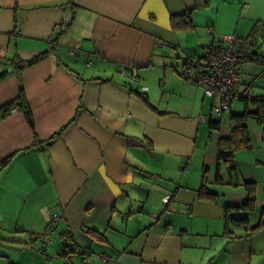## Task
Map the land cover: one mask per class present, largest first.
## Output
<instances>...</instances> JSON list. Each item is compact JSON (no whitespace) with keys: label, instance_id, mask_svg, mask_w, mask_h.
<instances>
[{"label":"crops","instance_id":"crops-1","mask_svg":"<svg viewBox=\"0 0 264 264\" xmlns=\"http://www.w3.org/2000/svg\"><path fill=\"white\" fill-rule=\"evenodd\" d=\"M256 4L264 0H0V74L8 72L0 77V106L19 95L9 60L48 51L23 72L35 130L21 110L0 119V239L27 236L32 248L22 251L39 264H260L264 227L249 234L230 225L239 237L229 238L224 218L225 208L240 206L247 194L243 185L228 184L234 164L240 183L256 185L250 225L263 217L264 117L261 123L232 119L259 110L240 98L216 118L218 98L181 75L210 41L226 45L233 33H246L239 24ZM187 12L193 26L174 28L172 16ZM67 17L71 25L58 36ZM247 43L240 49L242 67L260 55ZM121 65L136 67L137 83L120 75ZM257 86L264 87V69L255 78L242 70L241 90L264 96ZM78 109L79 119L61 138L43 143ZM212 119L220 120L219 130L210 129ZM242 123L252 148L237 152L235 163L220 164L228 185L217 184L218 142ZM34 133L41 140L36 145ZM204 168L216 199L199 198ZM56 229L63 244L49 241L50 254L40 255L33 237L52 239ZM67 242L77 251L69 262L59 252ZM14 250L0 240V264H10L5 254Z\"/></svg>","mask_w":264,"mask_h":264},{"label":"trees","instance_id":"trees-1","mask_svg":"<svg viewBox=\"0 0 264 264\" xmlns=\"http://www.w3.org/2000/svg\"><path fill=\"white\" fill-rule=\"evenodd\" d=\"M69 2L73 3V0H69ZM171 21H172V26L176 29H186V28H191L193 26L191 23V20H190L189 12H187L184 15L183 14L182 15H173L171 18ZM70 25H71V23L67 26V28L65 30L60 29L58 36L62 35L64 32H66L68 30V28L70 27ZM255 30L256 29H254L252 31V33L250 35L251 37L255 36ZM47 52L41 53L38 56H36L30 60H24L21 57H19V55H16L15 57H13L12 59L9 60L10 63L12 64L13 68H14V71H15L16 76H17L18 81H19V95L15 100H12V101L0 106V119L6 118L9 115H11V110L14 107H16L17 110H21L24 112L30 126L32 127L33 130H35L34 118H33L32 112L30 110V107L27 103L26 95L24 92V87H23V82H22L23 72L28 67L34 65L35 63H37L40 60H42L43 58H45L47 56ZM254 56H256L255 62H259V63L262 62V64H264V57L261 55H258V54L250 55L249 59L254 61L255 60ZM190 60H191V58L188 59L187 62H189ZM240 60H241L240 63L242 65L244 62V58L242 57V55L240 57ZM7 74H8V72H4V73L0 74V77H5ZM133 92L135 94H137L138 96L142 97L144 99V101L148 103V100L146 99L145 96H143V94H140V93L135 92V91H133ZM241 99H244V98H241ZM245 100L246 101L251 100L252 103L258 104L259 110L256 113H252V112H249V110H246L240 116L239 115H232L231 116L232 119L245 122L248 117H255L258 120V122L261 123L263 121V117H264V96H259V97L258 96H256V97L250 96L249 98H247ZM79 116H80V109L77 110L76 114L74 115L72 120L69 121V123L64 125L57 132H55L50 138H48L47 140H44L43 143H45L46 145L49 146L55 140L61 138L64 135V133L66 132V130L68 129V127L70 125L74 124L75 122H77V120L79 119ZM209 126H210V129H212V130H219L220 120H213V119L210 120ZM34 134H35L34 145H36L39 142H41V140L38 139L36 133H34ZM250 148H252V144H251L250 135H249V131H248L246 123H242L240 125L234 126L232 128L231 135L229 137L220 138V140L218 142V152H217L218 172L216 175L215 183L225 184V185L227 184L223 180L222 176L219 173L220 164L221 163H226V164L235 163V154L239 151L247 150ZM12 158H13V155L2 158L1 167L2 168L6 167L11 162ZM207 173H208V168H204L203 176H202V183H201V186L198 190L199 198H201V199H205V198L206 199H216L217 195L214 194L210 190V187H209L210 182H209ZM231 174L234 175L235 179L230 180L228 184L230 186L243 185L246 189V192H247L246 198L244 199L243 203L240 206H238V207L227 206L225 208L224 236L229 237V238H237L239 236H237L233 233V231L230 229V225L242 226L246 230H248L249 234H252V233H254V232H256L259 229L264 227V211H263V217H262L261 221L259 222V224L253 225V226L250 225L249 215L255 209L256 185H255V183H251V182L240 183L238 181V172H237V168H236L235 164L233 165ZM236 212L242 213L243 216L236 217L234 215V213H236ZM87 233H89L92 237L99 239V240H101L103 238V235H100L99 233H95V232H87ZM74 246H75V244L67 242L65 244V246L63 247L64 249L69 248V250L67 251V254L61 252V257L66 258L67 262H69V260H70L69 256L72 253L77 252ZM68 264H71V263H68Z\"/></svg>","mask_w":264,"mask_h":264},{"label":"built area","instance_id":"built-area-1","mask_svg":"<svg viewBox=\"0 0 264 264\" xmlns=\"http://www.w3.org/2000/svg\"><path fill=\"white\" fill-rule=\"evenodd\" d=\"M71 23V18H65L59 29L65 30ZM247 43V39L235 34L230 35L227 44L216 43L210 41L204 55L195 56L186 63L181 75L188 82L199 85L203 88L205 96L218 98L214 105V113L216 118L222 117L225 113H229L232 103L236 99H247L251 96L250 89L241 90L240 74H241V52L240 49ZM165 45H169L165 43ZM71 52L77 55L76 49H71ZM256 61V56H254ZM120 75L131 83H137V69L128 65H121ZM129 69L130 74L125 71ZM17 108L11 110V114L16 112ZM206 117H202L205 120ZM166 203L169 197L165 199ZM55 221L59 220V216L55 215ZM68 249H64L63 253L67 254ZM102 258L110 261L109 255L103 254ZM88 261V258H85Z\"/></svg>","mask_w":264,"mask_h":264},{"label":"rangeland","instance_id":"rangeland-1","mask_svg":"<svg viewBox=\"0 0 264 264\" xmlns=\"http://www.w3.org/2000/svg\"><path fill=\"white\" fill-rule=\"evenodd\" d=\"M255 15H256V18H254V20H252L253 21L252 23L246 21L248 19L249 20L253 19L252 16H255ZM257 16L261 18L260 20H262V23L258 24L257 20H259V18ZM255 24L257 26L254 28ZM239 27L243 28V29H247V32L246 33H233V34H236L237 36H239V35L244 36V38L247 39L248 43L253 42L255 47L251 48L249 45L250 51L258 52L261 56L264 57V4L254 5L253 8H251L250 17H245V19H243V21H241V23L239 24ZM253 28L256 29L255 30V36L251 37L249 34H251L250 32L253 31ZM212 32H213V34H215L217 39H221L220 33H217L214 31H212ZM209 38H212V36H210ZM169 46H171V45H169ZM262 67L260 66L259 63L255 62V61H248L246 63V66H244V65H243V67L241 66V71L243 70L244 75L251 76L252 78L253 77L255 78V76L260 74L262 69H264V66H262ZM140 83L138 85L137 84H134V85L135 86H142ZM257 87H259V89L262 88V90L264 92V87H260V86H257ZM61 229H62V227L59 228V230H61ZM59 230L56 229L54 231L53 230L50 231L52 236H53L51 241H53V242L56 241L58 244H63L62 239H60ZM15 236H17V233H14L12 235L5 234V237H3V239H0L1 242L3 243V245L8 246L11 249L12 248L16 249V252L14 250V251H9L7 254H5V256H7L8 263L13 264L14 260H15L16 264H39V262L35 263L33 261V259H31V256H29L27 253L23 252L25 249L32 248L31 244H30V240L27 238V236L19 237V238L15 237ZM35 237H37V236H34L33 240H35ZM35 241H39V240H35ZM36 246H37L38 250L40 251V255H46L47 253L50 254V252H48V251L42 252L40 250V242L37 243ZM17 249H20V250H17ZM60 250H61V245L59 246V252L61 253ZM17 252H19L20 254L19 253L17 254ZM12 253H13V255H12ZM18 262H22V263H18ZM255 262L256 263L258 262L260 264H264V253L262 255L257 256L255 259Z\"/></svg>","mask_w":264,"mask_h":264},{"label":"water","instance_id":"water-1","mask_svg":"<svg viewBox=\"0 0 264 264\" xmlns=\"http://www.w3.org/2000/svg\"><path fill=\"white\" fill-rule=\"evenodd\" d=\"M35 240H39V242H40V250L42 252H46L47 249H48V243L52 239H50V238L47 239L45 236H41V238L40 237H35Z\"/></svg>","mask_w":264,"mask_h":264}]
</instances>
